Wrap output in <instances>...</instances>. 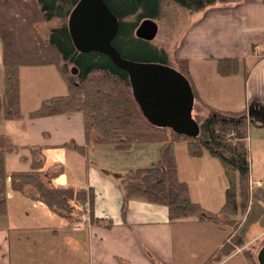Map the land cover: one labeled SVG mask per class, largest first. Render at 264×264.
Returning <instances> with one entry per match:
<instances>
[{
	"label": "trees",
	"instance_id": "16d2710c",
	"mask_svg": "<svg viewBox=\"0 0 264 264\" xmlns=\"http://www.w3.org/2000/svg\"><path fill=\"white\" fill-rule=\"evenodd\" d=\"M80 0H0V42H2V65H4L3 93L0 95V113L6 120L20 119V70L24 67L57 68L68 86L66 95L50 97L42 102L30 118L59 116L79 112L84 121L85 145L75 142L63 143L60 148H69L86 155L89 147L104 146L125 153L136 145H157L160 160L155 166L127 170L120 181L122 195L121 216L124 218L130 201L167 207L169 223L175 224L188 219L212 222L222 228L228 226L237 232L241 221L237 218L247 212L250 205L249 154L247 147L248 119L245 111L222 112L210 109L198 97L186 59H176L177 71L188 80L199 111L202 112L200 135L191 139L157 128L145 120L132 98L129 78L110 59L100 53L78 52L70 37L67 22L70 12ZM231 0H103L106 7L118 19V33L112 41L121 56L129 61L160 63L167 65L165 52L150 43L135 38V29L144 19H161L165 4H175L187 11L201 12L216 4L224 5ZM236 1V0H235ZM61 20L57 28L50 30L47 43L38 37L35 23ZM18 45V46H17ZM18 49L24 51L21 58ZM30 49V51L28 50ZM50 50L52 56H40ZM215 71L222 77L237 76L244 68L243 58L215 59ZM75 67L77 74H71ZM75 76V77H74ZM196 110L193 107V113ZM204 113V114H203ZM186 142L187 156L201 158L204 153L218 159L223 167L227 185L224 200L216 212L206 211L200 204L192 202L186 182L178 179L176 158L171 155V145ZM41 149L42 147L39 146ZM42 151V150H39ZM35 151H32L34 155ZM37 152V151H36ZM45 161L32 158L28 171L10 175L12 190L22 193L30 186L39 193V201L53 214L63 219L70 218L75 207L88 206L90 225L113 227L111 220L93 215L94 191L91 187H49L43 176L50 173L44 169ZM4 152L0 151V217L8 213L6 195V170ZM63 169L51 173L49 178L61 174ZM235 252L230 242L213 252L203 264H216ZM243 256L257 264L249 251Z\"/></svg>",
	"mask_w": 264,
	"mask_h": 264
},
{
	"label": "crops",
	"instance_id": "0c3cea01",
	"mask_svg": "<svg viewBox=\"0 0 264 264\" xmlns=\"http://www.w3.org/2000/svg\"><path fill=\"white\" fill-rule=\"evenodd\" d=\"M178 48L183 51V54L177 59H186L189 65L191 62H201L203 60L212 61L216 65L214 61L218 58H243L244 68L241 71L242 73L227 78H222L217 74L219 79L216 80L228 83L231 82V79H236L241 75L244 96V102L241 106L244 109L241 111H245L248 123H252L255 119L260 123H264V0L230 1V3L218 7L214 6L212 9L205 11L201 18H198L181 37ZM190 75L198 97L204 105L215 111L239 112L235 111L234 107L227 106V103L219 106L208 100V98H204L201 87L196 84L193 74ZM219 88L222 87L217 86V90L213 91L214 95L212 96L222 97L221 101H223L225 97L215 93L218 92ZM28 115L14 121H4V124L9 123L12 125L11 132L15 127L19 130L18 125L23 121L19 132L22 141H19V135L10 134L11 132L0 134V141L5 140L11 150L16 152L19 147L27 148L28 146L38 148L41 146L51 150V148H60L66 142H75L79 146L85 145L84 121L81 113L73 112L59 116L38 117L37 119L30 118ZM248 131L252 133L249 126ZM3 150L1 149V151ZM260 151L264 154V147L260 148ZM91 153H96L97 156L98 154L116 153L117 156L122 157L133 156L138 153L142 155L143 165L141 166L143 167L137 168L152 167L151 163H158L160 160V151L157 145H136V147L122 154L109 147L92 146L88 148L86 155H84L86 160L91 158ZM101 159H97V162L104 165ZM186 162L191 167L196 166L199 162L209 164L208 167L211 170L218 169V173L223 170L219 161L212 156L210 158H196L191 161L186 160ZM249 166L250 205L247 212L240 215L244 221H241L239 231L234 232V234L232 231L226 233L224 228L228 226H222L221 228L204 220L188 219L184 222L170 224L166 206L147 204L140 200L128 203L127 212L123 218L121 216L122 197L120 201V198L115 196L114 199L107 201L111 213L110 219L106 218L107 215L102 210L98 214V210L95 208L96 204L93 208V215L96 218L113 222V227L109 229L91 226L88 208L82 210L83 216L78 219H74L73 214L66 219L60 217L62 221H60L59 226L52 228L33 223L14 225L12 224L11 215L8 213L6 216L0 217V264H178L176 250L179 246L185 251H189L190 256H188L185 263L203 264L213 252L223 246L225 241L230 242L235 250L247 251L253 240L263 232L260 231L256 236H251L250 234L254 232L253 226L246 229V232L243 231L246 222L249 221L252 215L251 211L255 202L258 201V206L263 203L260 200L261 196L259 194L255 195L256 190L259 189L264 194V170L259 172L257 177L261 179L253 180L254 171L250 162ZM113 168V172L118 173L125 172V169L133 170L131 169L132 166L125 169ZM177 169L178 179L188 184L192 202L200 204L209 212H216L220 209H213L209 207L210 205L205 206L201 200L193 197L189 181L180 179L181 170L179 167ZM103 172L106 173V170L102 168L101 173ZM94 173L97 178L101 179V173L95 171ZM220 179V193L216 198L220 199L221 204L224 200V190L227 182L225 178V180L221 177ZM67 182L61 186L73 189H88L85 186L75 187L72 183ZM257 182H261L262 187H258ZM27 191H29V188H25L22 193ZM29 193L32 194L33 201H38L39 196L35 198L33 191ZM212 197L213 194L210 193L209 201ZM30 217L28 219L33 222L34 217ZM259 218L260 216L257 217V219ZM177 230L180 233L179 238ZM60 236L63 241L57 247L59 252L53 254L54 246L49 245L47 247L44 239L49 238L52 241L53 238L60 239ZM241 252H233L219 264H229L234 262L235 259L239 260L240 264H251ZM239 256L243 257L241 259L236 258ZM254 258L256 260V255Z\"/></svg>",
	"mask_w": 264,
	"mask_h": 264
},
{
	"label": "rangeland",
	"instance_id": "374dc122",
	"mask_svg": "<svg viewBox=\"0 0 264 264\" xmlns=\"http://www.w3.org/2000/svg\"><path fill=\"white\" fill-rule=\"evenodd\" d=\"M234 1L235 0H231V2ZM214 6L218 7L222 5L217 4ZM213 7L206 8L201 12H191L179 6H176L175 4H165V7H163V10L161 12V19H155L159 30L155 39L150 44L154 48L165 52L168 66L174 68L175 70L177 69V65L174 60H176L180 55L183 54V51L178 48L181 37L189 30L190 26L194 24L198 18H201L202 14L205 11L212 9ZM59 24H61L60 19L51 20L46 23H35V28H37L38 31V37L44 40L45 43H47V38L50 30L57 28ZM28 50L30 51V49ZM17 53H20L19 56L21 58H23L25 54L22 49H18ZM50 53L53 54L52 51L47 50L45 51V53L43 52L39 55L52 56L50 55ZM2 55V42H0V95H2V92L4 90L3 80L5 78L4 65H2ZM189 72L190 74H193L196 84L201 87L204 98H208V100L216 103V105L218 104L219 106L221 104L227 103V106L234 107L233 109H235V111L241 112V110L244 109V107H241L244 102L242 84L243 78L241 75L236 79H231V82L233 80L232 83L230 81L228 83L219 82V80H216L219 78H217L218 76L215 72V63L208 60H203L201 62H191V64L189 65ZM20 77L22 100L21 112L25 117L30 112H34L35 110H37L38 107L41 106L42 102L48 100L49 97L66 95L68 93V86L61 78V75H59L57 68H55L54 66H49L48 68L24 67L20 70ZM217 86H221L222 88H219L218 92L215 93H218L219 95L225 97V100L223 101H221L222 97L212 96L214 95L213 91L217 90ZM198 105L199 104H197V102L194 103L193 107L196 110H194L193 119H196L200 124V122H202V112L199 111ZM4 121L9 120H6L3 116V113H0V134H7V132L10 133L12 130V125L9 123L4 124ZM22 122L20 123V125H18L19 130H17V128L15 127V129H13V131L10 133L19 135V141H22L21 135L19 133L22 128ZM249 129L250 131H252V133H248V140L246 143L248 147L249 162L250 165L252 164L254 171V177L252 178H254L253 180H257L261 179L257 178L259 176V172H262L264 170V154H262L260 151V148L264 147V123H260L257 121V119H255L252 123L249 122ZM0 148L4 149L3 151L6 167L5 170L7 171L5 183H7L6 195L8 197V214L11 215L12 224L14 225H19L20 223H33L36 225L43 224L48 226L49 228H52L55 226H59L60 221H62L60 216L56 215L55 213H51V211L48 210L47 207L39 201V198L37 197L39 196V193L35 188L30 186L29 191L24 193H16L12 190L10 175L13 172H17V170L28 171L30 169L32 158L38 160L42 159L45 161L44 169H46L47 172L50 173L47 175V177L43 176L42 181H44L49 187H63L61 185L68 181L75 187L85 186L86 188H93L95 195L94 203L96 204L95 208L98 210V214L102 210L103 213L107 215L106 218L108 219H110L109 216L111 215V213L107 206V201L114 199L115 196L119 197L121 201L122 195L120 189V181L124 178L125 173L128 170L125 168H130L132 166L131 169L135 170V167L136 169L137 167H143L141 166L143 165V160L141 159L142 155L138 153L134 154L133 156L125 157L117 156L116 153L109 155L98 154V156L96 155V153H91V158H87L86 160V157L81 155L77 151L65 147L51 148L50 150L28 146L27 148L19 147L17 149L18 151L15 152V150L10 149L9 145L4 140L0 141ZM32 151H35L34 155L32 154ZM171 155L176 158L177 168L179 167V169L181 170L179 178L184 180L187 179L189 181L188 183L193 197L201 200L205 206L210 205L209 207H212L213 209L220 208L222 203L220 204V199H217L216 197L220 193V177L222 179L225 178H223V170L218 173V169L211 170V168L208 167L209 164H202V162H199V164H196V166L193 165V167L188 166L186 164V160L191 161L194 159H191L187 156V145L184 141L171 145ZM203 157L210 158L211 156L204 153ZM99 158H102L101 160H103L104 165L98 164L97 159ZM151 164L152 166H155L157 163ZM113 167H120L119 169L124 168L126 171L121 173L115 171L113 172ZM60 168L63 169L62 173L50 179L49 176L51 175V173L59 170ZM102 168L106 170V173H101ZM94 171L97 173H101V179L97 178ZM223 184L225 185V183ZM32 191L35 193V198H38V201H33V198L31 197L32 194L29 193ZM210 193L213 194L211 201H209ZM257 194L261 196L260 200L263 201V203L258 206V201L255 202L253 210L251 211L252 215L250 216L249 221L246 222V227L243 231L246 232V229L252 226L254 227L252 228L254 232L250 234L251 236H256L260 231H263L262 234H259L260 236L258 235V237L255 238L252 244L247 248V250L251 255H253V257L257 255L261 247L264 246V194L260 192L259 189L256 190L255 195ZM86 209L87 206L83 209L82 205H78L77 207H75V210L72 213L74 216L73 218L78 219L82 217V210ZM26 215H28V217H26ZM30 216L34 217L33 222H30V219H28ZM259 216L260 218L257 219V217ZM237 219L240 221L243 220L241 216H239ZM256 220H258V222H256ZM224 230L226 231V233H230L232 231L230 227H225ZM177 235L179 238L180 233H178V230ZM62 241L63 239L61 236L60 239L53 238L52 241L49 240V238L44 239L47 247H49V245L54 246L53 254L59 252L57 250V247ZM235 251L241 252V250ZM176 252L178 264H189L185 263L187 262L188 256H190L189 251H185L181 246H179ZM193 252L197 253L196 251ZM242 257L243 256H239L236 258L241 259ZM223 259L220 261V263L223 262ZM229 264H240V261L235 259L234 262H231Z\"/></svg>",
	"mask_w": 264,
	"mask_h": 264
},
{
	"label": "water",
	"instance_id": "95a60500",
	"mask_svg": "<svg viewBox=\"0 0 264 264\" xmlns=\"http://www.w3.org/2000/svg\"><path fill=\"white\" fill-rule=\"evenodd\" d=\"M69 15L67 27L75 49L100 53L126 72L132 98L148 123L191 139L200 135V125L193 119L195 98L186 77L164 64L124 59L112 42L119 21L103 0H80ZM135 30L136 39L151 43L159 29L155 20L147 18ZM71 71L77 74L75 67ZM256 260L264 264V246Z\"/></svg>",
	"mask_w": 264,
	"mask_h": 264
},
{
	"label": "bare ground",
	"instance_id": "6f19581e",
	"mask_svg": "<svg viewBox=\"0 0 264 264\" xmlns=\"http://www.w3.org/2000/svg\"><path fill=\"white\" fill-rule=\"evenodd\" d=\"M155 20V19H154ZM257 185V184H256ZM258 187H262V183L260 182V185H257Z\"/></svg>",
	"mask_w": 264,
	"mask_h": 264
},
{
	"label": "built area",
	"instance_id": "2783aa9c",
	"mask_svg": "<svg viewBox=\"0 0 264 264\" xmlns=\"http://www.w3.org/2000/svg\"><path fill=\"white\" fill-rule=\"evenodd\" d=\"M256 184H257V185H260V182H257ZM87 208H88V206H87Z\"/></svg>",
	"mask_w": 264,
	"mask_h": 264
}]
</instances>
